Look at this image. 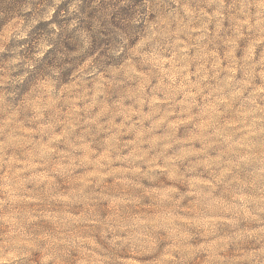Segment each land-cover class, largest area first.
I'll return each instance as SVG.
<instances>
[{"label": "clouds", "instance_id": "1", "mask_svg": "<svg viewBox=\"0 0 264 264\" xmlns=\"http://www.w3.org/2000/svg\"><path fill=\"white\" fill-rule=\"evenodd\" d=\"M0 264H264V0H0Z\"/></svg>", "mask_w": 264, "mask_h": 264}]
</instances>
